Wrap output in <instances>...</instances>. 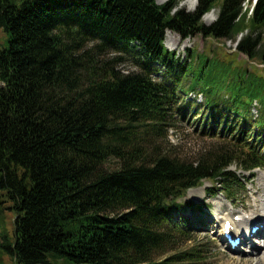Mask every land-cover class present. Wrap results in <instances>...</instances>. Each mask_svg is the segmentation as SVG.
Listing matches in <instances>:
<instances>
[{
    "label": "trees",
    "instance_id": "obj_1",
    "mask_svg": "<svg viewBox=\"0 0 264 264\" xmlns=\"http://www.w3.org/2000/svg\"><path fill=\"white\" fill-rule=\"evenodd\" d=\"M179 1L0 0L9 36L0 49V212L15 216L0 248L14 264H47L50 254L75 264H203L200 244L176 251L179 239H194L190 220L179 227L171 217L184 213L185 193L209 181L230 199L243 185L231 165L264 169V0L252 10H243L250 0H197L193 12ZM166 31L241 35L234 53L246 60L196 63L189 49L183 61L165 47ZM128 58L135 69L118 68ZM161 68L169 78L156 81ZM188 91L202 93L203 130L233 146L197 161L163 148L174 113L192 108Z\"/></svg>",
    "mask_w": 264,
    "mask_h": 264
},
{
    "label": "rangeland",
    "instance_id": "obj_2",
    "mask_svg": "<svg viewBox=\"0 0 264 264\" xmlns=\"http://www.w3.org/2000/svg\"><path fill=\"white\" fill-rule=\"evenodd\" d=\"M18 1V0H16ZM170 0L165 2L158 3V5H163ZM191 0H180L177 9H184L187 12H192ZM254 0H250L244 4V7L251 8L253 6ZM196 6V5H195ZM194 6V7H195ZM213 20L208 18L207 14L203 17V22L205 25L211 24L214 19L217 17L218 9H214ZM209 14V13H208ZM212 22H211V21ZM241 38V35L238 37ZM9 36L4 31L3 28H0V49L8 47ZM234 41H225V40H213L211 38H202L201 36H191L187 39H182L178 34L173 32H166L164 37V45L169 52L174 53L176 57H179L181 60H187V53L189 49L193 50V62H198V58L202 61L210 62V56L215 55L220 61L224 60H240L243 62L246 60V57L243 54L235 55ZM202 53L206 55H202ZM113 56V55H110ZM209 58V60H208ZM135 61L132 58L126 59L123 63L118 65V68L123 71H129L135 69ZM260 69H263L261 64H258ZM157 68H160L157 65ZM164 68H161V73L155 75L156 81H164L169 78V75H165ZM264 74V71H260ZM200 94V93H199ZM223 98L226 97V93H223ZM189 101L194 100L192 97L187 98ZM198 105L194 101L190 112L183 119L180 114L174 113V128L168 131L165 142L162 141V146L166 149L167 152L171 153L173 156L178 157L183 160L188 161H197L203 152L211 151L217 148L220 145H229L233 146L234 143L230 144L228 138L227 140L217 139L212 137L210 131H206L201 126L203 123L201 120L203 116L207 114L206 108L204 107V101L202 99L201 103L198 105L199 109L196 112H193L195 107ZM258 117V110L254 111L252 107L250 108V118L255 121ZM257 126V125H255ZM256 131L251 134L250 141L254 139ZM264 133H261V136ZM246 138L243 136L240 138L242 141ZM240 145V142L237 143ZM264 153V148L262 150ZM230 169L235 171L237 170L236 165H231ZM240 179L243 182V185L238 187L235 191L234 196L230 199L225 198L220 189L217 188L216 191L210 192L209 196L207 194L208 189L212 187L209 181L204 182V184L198 188H193L191 190H199L204 188V192L201 195H198V198L189 196L188 190L182 199L184 206L190 208V203L197 204L199 209H196V213L191 212V209H188L185 214L179 213V211H174L171 217L178 223L179 227H183V221L189 218L191 223V235L193 236L192 241L181 242L179 239V246L176 248V251H185L193 246L198 244L201 245V248L204 251H207V258L204 260L203 264H264V246H260L258 249L250 250L245 247L244 244H241L239 248H236V251L227 250L225 245L222 246L219 241V231L220 226L217 225V218L221 212L231 214H242L245 216H250L253 214L254 217H259L260 213L264 212V180L262 184V177H264V170L256 169L250 174L247 171H236ZM180 202V201H179ZM189 203V204H188ZM8 203L1 205L0 208H7ZM230 214V215H231ZM233 217V216H231ZM14 212L9 209H4L0 212V234L2 236H7L11 241L13 237V220ZM253 218V217H252ZM202 222L198 224L197 222ZM260 223V222H259ZM244 226V225H243ZM260 244L264 243V240L256 241ZM247 249V251H246ZM168 254L160 256L157 260L166 258ZM263 259V261H262ZM0 264H14L10 254L4 249L0 248ZM47 264H75L72 261H69L66 257L50 254L48 256Z\"/></svg>",
    "mask_w": 264,
    "mask_h": 264
},
{
    "label": "bare ground",
    "instance_id": "obj_3",
    "mask_svg": "<svg viewBox=\"0 0 264 264\" xmlns=\"http://www.w3.org/2000/svg\"><path fill=\"white\" fill-rule=\"evenodd\" d=\"M158 1V3H162V2H165L166 0H157ZM191 5H192V7L194 8V6L196 5V0H191ZM214 15H213V13L211 12V13H209V14H207V17L210 19V18H212ZM212 20H213V18H212ZM211 21V20H210ZM212 22V21H211ZM263 180H264V177H262V184H263ZM264 185V184H263ZM199 190H190L189 191V196H191V197H194V198H198V195H201L202 196V194H203V192H204V188H202L201 189V193H199L198 192ZM226 212V211H225ZM225 212H221V213H219L220 214V216H219V218H221V228H222V223L227 219V218H232L231 217V215H230V213L228 212V213H225ZM253 217V218H252ZM263 221H264V212L261 214L260 213V216L259 217H254V216H251V218L249 219V220H244V222L243 223H240V225L239 226H249L250 225V227L251 226H253V225H255V224H258L259 225V222L260 223H263ZM238 225H236V227H235V229H238V227H239ZM236 233V232H235ZM223 234V233H222ZM257 238H263L264 239V226H261L260 227V229H259V231L258 232H256V235H255ZM242 241L243 242H247L248 243V239L244 236V237H242ZM221 242V244H222V246L224 245V243L222 242V241H220ZM253 242V244L251 245V250H255V249H258L259 248V246H260V244L258 243V242H256V240H253L252 241ZM226 247V249L227 250H229V248L227 247V246H225ZM233 251V250H232ZM234 251H236V250H234ZM264 257V256H263ZM262 261H263V259H262Z\"/></svg>",
    "mask_w": 264,
    "mask_h": 264
}]
</instances>
